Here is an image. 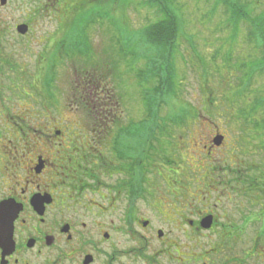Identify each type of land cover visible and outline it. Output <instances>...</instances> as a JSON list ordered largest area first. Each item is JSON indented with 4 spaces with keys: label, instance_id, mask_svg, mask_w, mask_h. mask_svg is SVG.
Segmentation results:
<instances>
[{
    "label": "flooded vegetation",
    "instance_id": "1",
    "mask_svg": "<svg viewBox=\"0 0 264 264\" xmlns=\"http://www.w3.org/2000/svg\"><path fill=\"white\" fill-rule=\"evenodd\" d=\"M36 1L33 17L51 16L58 3ZM6 3L0 0V202H7L0 264H264L263 178L247 168L215 165L225 143L216 128L234 122H207L209 137L223 136L218 146L212 137L202 145L210 166L181 168L158 184L151 183L150 128L143 137L132 132L133 120L114 118L116 105L102 104L97 75L84 79V87L98 102L81 106L97 111L93 119L67 121L51 135L38 130L36 120L6 131L1 103L11 61L3 48L8 34L10 44L34 37L32 17L11 29L3 22ZM21 24L27 26L23 34ZM15 127L23 132L19 138ZM154 171L161 178L169 172ZM249 229V247H240Z\"/></svg>",
    "mask_w": 264,
    "mask_h": 264
},
{
    "label": "rangeland",
    "instance_id": "2",
    "mask_svg": "<svg viewBox=\"0 0 264 264\" xmlns=\"http://www.w3.org/2000/svg\"><path fill=\"white\" fill-rule=\"evenodd\" d=\"M229 1L242 9L246 17L238 24V36L224 45L229 18L226 6L214 5L215 0H168L167 7L178 22L177 38L157 52L143 33L144 28L161 19L158 9L150 7L148 0H58L50 9L51 16L45 12L34 17L39 5L36 0H7L3 22L12 27L32 17L34 37L23 39L22 44H10L13 40L8 34V45L3 48V57L11 61L7 69V91L1 103L7 108L8 123L4 130L10 132L8 126H18L22 120H36L40 122L38 130L51 135V131L68 122H88L94 113L79 104L89 103L91 97L89 93L86 101L81 96L89 91L83 89L84 79L97 75L102 81V91L98 89L102 104L116 105V119L123 123L133 120L132 132L144 137V131L153 125L147 119L151 116L145 101L158 86L157 77L146 76L151 69L150 61L160 55L165 56L163 60L172 74L176 94L160 105L157 119H164L165 123L157 121V124H164L165 128L161 133L156 130L154 137L162 143V154L172 157L174 162L170 166L163 163L156 167L158 162L155 167L152 165L151 183L176 177L173 173L181 168L210 166L202 145L216 135L209 137L208 121L234 122L219 123L216 128L225 138L224 148L214 156L221 158L216 166L247 168L254 176L261 171L264 174V140L260 139L263 135L254 126L259 124L255 123L259 118L239 117L243 107L248 112L245 114L257 115V111L250 109L252 101L264 95V70L253 75L245 96L234 97V109H224L221 105L222 96L235 95L233 87L242 76L245 61L252 60L249 53H254V45L249 44L248 37L264 36V0ZM212 7L216 13L209 19L206 15ZM226 63L229 67L224 68ZM160 68L164 70V64ZM180 107H189L192 115L195 111L198 114L191 120L183 119L186 121L179 128H173L166 120L172 110ZM106 114L112 118L111 112ZM19 131L22 132L20 127H15L14 136L19 138ZM24 135H27L23 136L25 139L21 137L18 142L32 137L31 132ZM161 167L169 170L163 178L154 171ZM252 236L249 229L240 247H249Z\"/></svg>",
    "mask_w": 264,
    "mask_h": 264
},
{
    "label": "trees",
    "instance_id": "3",
    "mask_svg": "<svg viewBox=\"0 0 264 264\" xmlns=\"http://www.w3.org/2000/svg\"><path fill=\"white\" fill-rule=\"evenodd\" d=\"M148 3H150V7L158 9V11L161 14V19L150 25L148 28H144L143 33L145 35V38L147 41L151 43V45L159 52L164 44H171L176 38H177V20L174 15H172L173 12L172 10H169V5L168 0H148ZM221 4L226 6V14L229 15V18L227 19V36L224 39L225 42H223L224 45L228 44L229 42H233V39H235L238 34L240 33V27L238 24H241L242 21L245 20L246 13L243 12L242 9L237 8L233 3H231L229 0H215L214 5ZM215 8L212 7L208 12H207V18L211 19L213 16H215ZM236 21V22H235ZM260 27V25H259ZM254 29V28H253ZM249 44L254 45V53H249L250 56H252V60L245 61V69L242 70V76L237 78L235 82V86L233 87V90L235 92V95H231L230 97L228 96H222L223 99V104H221L224 109H234L236 107L235 104V98L236 96L241 97L245 96V92L250 90V87L253 83V75L254 74H261V71L264 70V36L261 34H256L255 37H248ZM229 56V55H228ZM158 57V58H157ZM157 57L153 58L150 63H151V69L149 71L148 76L146 78H153L157 77L158 81V86L153 90V94L148 95L150 96L145 103L149 106L148 110H150V116H147L148 121L153 122V125L151 124L149 126L150 128V138L152 141H155L154 143L151 144V159L153 162V167H155L156 162L164 163L167 166H170L174 161L172 160V157L166 156L165 154H162V151L160 149L162 143L159 142L155 137V131L158 130L159 133L165 128V123L164 119H157L159 115V110H160V105L162 103H168L170 99H173L172 97L175 96L176 90L173 88V77L172 74L168 71L167 69V61H164V57H160L158 55ZM230 61V57L228 59ZM164 64V70L160 68V65ZM229 63H226L224 65V68L228 65ZM229 67V65H228ZM164 71V73L162 72ZM238 73L235 71V75ZM85 78V77H84ZM205 84V83H204ZM83 87V86H82ZM83 89H86L84 87ZM203 92V91H202ZM90 91L88 93L83 92V95H81L86 101L87 96L89 95ZM211 95V93L209 94ZM91 96V95H90ZM235 97V98H234ZM100 100L101 95H99ZM211 98V96H210ZM212 99V98H211ZM213 100V99H212ZM214 101V100H213ZM98 102V96H91L89 99V103H95ZM88 102L83 104H79V106H82L84 104H89ZM165 103V104H166ZM209 104L211 105L210 101ZM208 105V104H207ZM251 109L250 111H257V115H250V114H245L248 113L243 107L239 111V117L244 119H258L259 121H256L255 123L259 122V124H255L254 126L258 129L259 134L263 135V138H260L261 140H264V112H262L263 106H264V95L258 99H254L251 104ZM213 107V106H210ZM181 108V107H180ZM187 108V109H186ZM186 108H181L176 110H172V113L167 117V122L171 124L173 128H179L180 124H182L184 121L190 118L193 119L196 115L198 114L196 111L192 115L191 109L189 107ZM205 110V108L203 109ZM88 112H93L94 115L97 114L95 110H91ZM208 112V111H206ZM92 115V119L94 117ZM245 115V116H244ZM198 117V116H197ZM105 118V117H104ZM116 118V117H114ZM186 119V120H183ZM146 121V120H145ZM157 121L163 122V125L157 124ZM140 135V134H137ZM142 136V135H141ZM144 141V138L142 139ZM258 178H263L262 181L258 182H263L264 184V174L263 171H261L259 174H257Z\"/></svg>",
    "mask_w": 264,
    "mask_h": 264
},
{
    "label": "water",
    "instance_id": "4",
    "mask_svg": "<svg viewBox=\"0 0 264 264\" xmlns=\"http://www.w3.org/2000/svg\"><path fill=\"white\" fill-rule=\"evenodd\" d=\"M4 3H5V0H1V4H4ZM17 31L20 34H23L27 31V26L24 24L18 25ZM222 140H223L222 135L217 134L216 136H214L212 141L216 146H218V145H220ZM6 208H7V202L6 201L0 202V228H2V226L5 224V219L3 218V216H4V212L6 211ZM11 220H10V222H11Z\"/></svg>",
    "mask_w": 264,
    "mask_h": 264
}]
</instances>
